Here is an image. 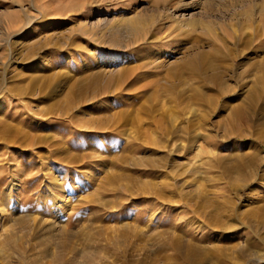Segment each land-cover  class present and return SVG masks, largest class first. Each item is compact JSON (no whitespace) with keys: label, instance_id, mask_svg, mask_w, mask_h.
<instances>
[{"label":"rangeland","instance_id":"1","mask_svg":"<svg viewBox=\"0 0 264 264\" xmlns=\"http://www.w3.org/2000/svg\"><path fill=\"white\" fill-rule=\"evenodd\" d=\"M198 1L0 0V264H264V0Z\"/></svg>","mask_w":264,"mask_h":264},{"label":"bare ground","instance_id":"2","mask_svg":"<svg viewBox=\"0 0 264 264\" xmlns=\"http://www.w3.org/2000/svg\"><path fill=\"white\" fill-rule=\"evenodd\" d=\"M198 1V0H197ZM199 2V1H198ZM242 3V2H241ZM248 4V3H247ZM249 5H253L252 7H255V9H257V11H256V15L258 14V15H262L261 13H262V11H263V9H261V7H259V5L258 4H256V0H251V2L249 3ZM264 6V5H263ZM262 6V7H263ZM197 6H194V8H196ZM255 9H254V11H255ZM248 14H249V12H247V11H245L241 16L243 17V19H241L240 20V25H244V24H246L248 21H250V22H253V25H256L257 23H258V20H254L253 18H250V17H248ZM137 21L138 20H136V23H137ZM188 23H192L191 25H193L195 22H193V21H190V22H188ZM203 23V27H204V30H206L208 33H211L214 37H217L218 35L216 34V32H215V29L212 27V24H210L209 22L208 23H204V22H202ZM135 24V21H133L132 23H131V31H132V33H135L136 31H137V29H138V25H134ZM130 25V24H129ZM142 25V24H141ZM136 35V34H135ZM263 82V81H262ZM262 92H263V94H264V82H263V87H262ZM259 260H262V258H259ZM264 260V259H263Z\"/></svg>","mask_w":264,"mask_h":264}]
</instances>
